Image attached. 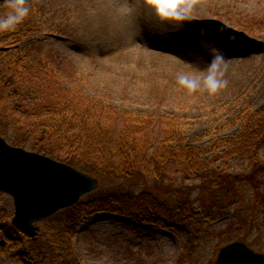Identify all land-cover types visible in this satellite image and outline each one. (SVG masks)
Returning <instances> with one entry per match:
<instances>
[{
  "label": "rangeland",
  "instance_id": "374dc122",
  "mask_svg": "<svg viewBox=\"0 0 264 264\" xmlns=\"http://www.w3.org/2000/svg\"><path fill=\"white\" fill-rule=\"evenodd\" d=\"M32 1L53 15L55 26L42 40L45 49L57 52L63 77L81 78L87 94L117 109L156 118L177 115L187 143L193 146L235 134L237 115L246 109L264 111V0H189L192 16L179 22L182 26L161 19L147 0ZM239 26L247 35L238 32ZM216 47L225 57L226 85L215 93L189 92L178 75H196L206 69ZM260 156L264 163V148ZM228 167L235 174L247 172L236 161ZM244 183L230 211L237 217L236 209L243 210L244 222L251 226L253 249H264V208L259 213L261 209L254 207L252 220L248 218L253 186ZM190 185L170 163L161 179L134 176L123 187L135 192L147 189L161 199L169 194L167 199L173 201L180 194L195 197L198 190L188 189ZM59 216L52 224L67 214ZM84 219L73 228L72 238L82 264H213L219 250L213 234L222 232L221 243L236 237V233H225L227 216L204 219L199 228L207 227L211 236L202 235L194 254L185 234L170 225L136 226L129 218L111 213ZM255 222L261 224L259 230ZM185 230L192 234L190 226Z\"/></svg>",
  "mask_w": 264,
  "mask_h": 264
},
{
  "label": "trees",
  "instance_id": "16d2710c",
  "mask_svg": "<svg viewBox=\"0 0 264 264\" xmlns=\"http://www.w3.org/2000/svg\"><path fill=\"white\" fill-rule=\"evenodd\" d=\"M25 4L27 16L14 29H0V136L11 145L42 153L99 178L98 191L62 212L67 214V231L72 219L111 212L130 218L136 226L170 225L181 230L188 239L186 245L198 254L202 235L211 236L207 227L199 228L204 226L200 223L227 216L230 220L225 233H236L234 240L254 248L243 210L238 207L235 214L239 216L235 217L230 209L235 205L236 192H243L241 184L248 182L253 186L248 218L252 220L254 207L261 209L259 213L263 211L264 163L260 151L264 148V111L246 109L237 115L235 134L193 146L187 143L177 115L156 118L117 109L87 94L81 78L70 81L63 77L57 52L45 49L42 40L55 26L53 15L48 16L32 0H25ZM9 10V0H0V15ZM232 161L247 172H231L228 166ZM170 163L191 181L188 189L198 190L195 197L180 194L172 201L167 199L169 194L161 199L147 189L135 192L123 187L134 176L161 179ZM260 225L255 222V229ZM187 226L191 235L185 230ZM213 235L217 249L232 241L218 242L222 232ZM66 246L68 261L80 264L69 232ZM255 250L264 252L261 246Z\"/></svg>",
  "mask_w": 264,
  "mask_h": 264
},
{
  "label": "water",
  "instance_id": "95a60500",
  "mask_svg": "<svg viewBox=\"0 0 264 264\" xmlns=\"http://www.w3.org/2000/svg\"><path fill=\"white\" fill-rule=\"evenodd\" d=\"M99 187L95 176L49 156L12 146L0 136V191L12 197L14 224L22 231L27 232L35 221L75 205ZM213 264H264V253L233 241L219 249Z\"/></svg>",
  "mask_w": 264,
  "mask_h": 264
},
{
  "label": "flooded vegetation",
  "instance_id": "af4514ba",
  "mask_svg": "<svg viewBox=\"0 0 264 264\" xmlns=\"http://www.w3.org/2000/svg\"><path fill=\"white\" fill-rule=\"evenodd\" d=\"M14 217L11 196L0 192V264H76L67 259L65 221L52 224L53 218L61 216L35 221L27 232L14 224Z\"/></svg>",
  "mask_w": 264,
  "mask_h": 264
},
{
  "label": "clouds",
  "instance_id": "9594fccd",
  "mask_svg": "<svg viewBox=\"0 0 264 264\" xmlns=\"http://www.w3.org/2000/svg\"><path fill=\"white\" fill-rule=\"evenodd\" d=\"M147 3L155 7L161 19L176 22L178 26H182L179 22L191 19L192 16V4L189 0H147ZM9 7L10 10L5 15H0V29H14L29 13L25 0H9ZM215 52L216 55L212 57L206 69H200L196 75H178L179 83L189 92L202 89L215 93L226 85L227 81L223 79L225 57L219 47L215 48Z\"/></svg>",
  "mask_w": 264,
  "mask_h": 264
}]
</instances>
